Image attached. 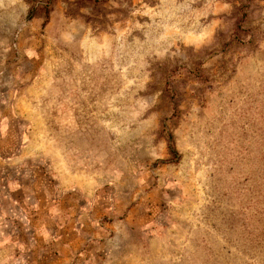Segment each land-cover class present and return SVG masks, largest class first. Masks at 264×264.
Returning a JSON list of instances; mask_svg holds the SVG:
<instances>
[{
  "label": "rangeland",
  "instance_id": "rangeland-1",
  "mask_svg": "<svg viewBox=\"0 0 264 264\" xmlns=\"http://www.w3.org/2000/svg\"><path fill=\"white\" fill-rule=\"evenodd\" d=\"M0 264H264V0H0Z\"/></svg>",
  "mask_w": 264,
  "mask_h": 264
},
{
  "label": "trees",
  "instance_id": "trees-1",
  "mask_svg": "<svg viewBox=\"0 0 264 264\" xmlns=\"http://www.w3.org/2000/svg\"><path fill=\"white\" fill-rule=\"evenodd\" d=\"M170 144H171V143L168 144L169 147H170Z\"/></svg>",
  "mask_w": 264,
  "mask_h": 264
}]
</instances>
